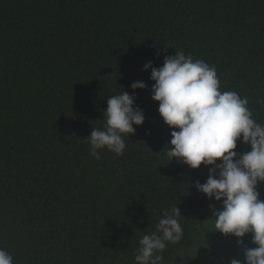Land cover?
<instances>
[{"label":"trees","instance_id":"16d2710c","mask_svg":"<svg viewBox=\"0 0 264 264\" xmlns=\"http://www.w3.org/2000/svg\"><path fill=\"white\" fill-rule=\"evenodd\" d=\"M177 50L214 65L220 91L264 124V0H0V249L13 264H135L139 240L177 206L183 238L161 264L244 260L215 229L221 202L195 187L210 166L166 155L173 129L143 69ZM122 91L145 122L123 156L96 159L84 139Z\"/></svg>","mask_w":264,"mask_h":264},{"label":"clouds","instance_id":"9594fccd","mask_svg":"<svg viewBox=\"0 0 264 264\" xmlns=\"http://www.w3.org/2000/svg\"><path fill=\"white\" fill-rule=\"evenodd\" d=\"M168 47L165 46V51ZM160 52L157 53L159 57ZM151 69L152 99L159 102L158 111L171 131V147L166 155L192 169L210 166L205 183L196 182L197 190L221 202V208L211 205L215 229L237 238L243 248L244 260L232 259L230 264H264V200L258 185L264 182V124L258 123L248 107L249 101L236 92L220 91L217 69L201 59L176 51L165 55L164 63L155 67L150 61L144 71ZM133 92L146 89L147 84L135 81ZM264 103V100L258 101ZM103 112V129L93 128L84 140L93 157L107 150L123 156L125 135L137 131L134 125H143L144 112L135 105V96L127 91L109 96ZM178 129V130H177ZM250 146V151L239 153L237 142ZM180 209L166 211L156 225V231L144 234L136 249L135 264H161L162 253L168 243L183 238L179 222ZM252 235V244L244 242ZM14 258L0 249V264H13Z\"/></svg>","mask_w":264,"mask_h":264},{"label":"rangeland","instance_id":"374dc122","mask_svg":"<svg viewBox=\"0 0 264 264\" xmlns=\"http://www.w3.org/2000/svg\"><path fill=\"white\" fill-rule=\"evenodd\" d=\"M258 191L260 192V198L262 200H264V182L259 183ZM215 235H218V233H216ZM220 235H221V233H220ZM243 239H244L245 244L247 246H249L250 240L252 239V235L251 234H246V236ZM236 241H237V238H236Z\"/></svg>","mask_w":264,"mask_h":264}]
</instances>
